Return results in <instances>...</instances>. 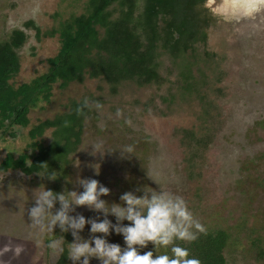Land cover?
Masks as SVG:
<instances>
[{"label":"rangeland","instance_id":"374dc122","mask_svg":"<svg viewBox=\"0 0 264 264\" xmlns=\"http://www.w3.org/2000/svg\"><path fill=\"white\" fill-rule=\"evenodd\" d=\"M84 2L0 0V40L13 28H23L27 34L19 51L20 69L12 79L15 85L45 71L46 59L59 47L58 37L47 32L61 20L80 13ZM28 20L39 27L38 38L33 28L23 27ZM203 49L215 52L222 72L220 82L213 85L210 81L216 93L217 89L222 92L213 96L221 112V125L192 177L175 129L197 124L198 101L178 99L170 104L161 100L169 99V92L174 91V74L162 84L140 86L124 81L116 90L100 79L85 78L65 88L56 83L49 101L30 110L28 117L31 124L52 118L64 111L71 99L83 100L97 112V117L85 121L81 145L57 193L83 191L77 182L83 178L96 179L108 187L110 195L101 198L109 203H119L122 193L137 188L172 192L186 200L206 229L223 228L230 233L225 249L230 264H264L255 246L256 237H260L259 246L264 249V11L239 22L228 23L219 17L209 45L199 47L198 52L203 54ZM161 61L160 72L166 76L172 64L165 55ZM44 138L48 139L47 133ZM28 142L27 128H17L16 136L0 145V155H17ZM97 143L102 144L103 155L92 154L91 145ZM126 146L134 151L122 156L120 150ZM51 187V181L41 175L0 171V247L11 243L26 249L18 259L11 253L0 257L5 264H54L57 260L59 253L47 247L52 233L34 229L27 215L34 206L35 193ZM76 211L86 218L97 215L85 206ZM108 218L115 223L113 216ZM89 228L86 225L81 233L84 238L89 236ZM107 239L124 247L122 235L113 233ZM90 264L99 261L92 258Z\"/></svg>","mask_w":264,"mask_h":264},{"label":"trees","instance_id":"16d2710c","mask_svg":"<svg viewBox=\"0 0 264 264\" xmlns=\"http://www.w3.org/2000/svg\"><path fill=\"white\" fill-rule=\"evenodd\" d=\"M114 1L118 0H93L92 10L70 15L49 30L48 35L58 37V50L46 59L45 71L27 82L17 85L12 82L20 69L19 51L27 39L25 30L13 28L0 40V145L7 138H14L17 128H27L29 137L26 148L17 155L13 152L0 155V171L16 170L25 175H41L51 181L54 192H60L70 173L73 155L81 145L85 121L97 117V112L91 104L71 99L64 111L31 124L28 117L30 110L41 102L49 101L54 84L65 88L69 83L82 82L85 78L100 79L111 90H116L118 84L128 80L140 86L162 84L173 72H176L172 82L174 91L169 92V99L161 100L170 104L178 99L198 101L197 124L177 128L175 134L184 148V161L190 177L193 169L203 162L205 152L221 125V112L214 97L222 92L217 89L216 93L210 86V81L213 85L221 81L222 72L215 60L217 55L205 49L201 54L199 47L155 46L150 38L148 43H144L140 41L141 33L134 28L130 29L123 23L120 26L118 22L108 25L109 12H105L104 8ZM145 1L147 8L155 5L153 0ZM129 17L127 14L124 19ZM98 25L106 28L102 37L98 36ZM23 27L33 28L39 37L40 29L32 20L26 21ZM162 55L167 56L172 64L166 76L160 73L158 59ZM46 133L47 140L44 138ZM51 173L56 174V179H49ZM58 237L62 238L64 252L59 253L54 264H70L67 250L73 237L70 232L61 233L57 227L51 239ZM229 238L227 230L217 228L207 229L206 234H200L194 242L176 243L187 248L190 258H198L201 264H230L225 256ZM260 240L256 237L255 246L258 247V256L264 258ZM146 250H153V246L149 244ZM165 251L171 255L169 248L154 251V256Z\"/></svg>","mask_w":264,"mask_h":264},{"label":"clouds","instance_id":"9594fccd","mask_svg":"<svg viewBox=\"0 0 264 264\" xmlns=\"http://www.w3.org/2000/svg\"><path fill=\"white\" fill-rule=\"evenodd\" d=\"M217 6L219 11L214 12V15L228 23L239 22L264 11V0H219V3L211 0L210 5H205L210 9ZM96 106L100 107L99 104ZM120 114V110H117V115ZM91 146L92 154H104L102 144ZM133 151L131 146L120 150L122 156ZM48 176L49 179H56L55 173ZM77 182L83 191L72 190L65 195L64 192L57 193L44 188L35 193L34 206L27 213L31 226L41 233H53L57 227L61 233H71L73 239L67 257L72 264H90L92 258L97 259L99 264H201L198 258H190L187 248L176 243L194 242L200 234L207 232L182 196L169 191L149 192L137 188L122 193L119 203H109L101 197L110 195V189L98 180L83 178ZM137 192L142 194L137 195ZM80 206L87 207L97 215L86 218L76 211ZM110 215L115 218V223L108 218ZM124 221L129 223L125 224ZM86 225H90L89 236L84 238L81 233ZM113 233L122 235L124 247L108 241L107 237ZM62 244V240L52 239L47 247L62 254ZM149 244L155 253L159 249L170 248L171 255L165 251L154 256L153 250L141 253L140 250ZM25 251L24 246L9 243L0 247V257L11 253L13 259H18ZM0 264L5 262L0 259Z\"/></svg>","mask_w":264,"mask_h":264},{"label":"flooded vegetation","instance_id":"af4514ba","mask_svg":"<svg viewBox=\"0 0 264 264\" xmlns=\"http://www.w3.org/2000/svg\"><path fill=\"white\" fill-rule=\"evenodd\" d=\"M91 1L93 0H85L82 11L75 15L92 10ZM122 2L124 3L121 5ZM153 2L155 5L151 8L146 7L145 0H118L108 4L104 8L105 12H109L108 25L114 22H118L120 26L122 23L126 24L130 29L134 28L137 33H141V42L148 43L150 38L155 46L209 45L211 30L219 21V16L214 15V12L219 11V6L212 9L205 7L206 4L210 5V0H153ZM122 12L126 16L130 15L126 18L128 22ZM96 28L99 37L105 35V26L98 25ZM162 56L158 59L160 66Z\"/></svg>","mask_w":264,"mask_h":264},{"label":"water","instance_id":"95a60500","mask_svg":"<svg viewBox=\"0 0 264 264\" xmlns=\"http://www.w3.org/2000/svg\"><path fill=\"white\" fill-rule=\"evenodd\" d=\"M219 1V0H218Z\"/></svg>","mask_w":264,"mask_h":264}]
</instances>
